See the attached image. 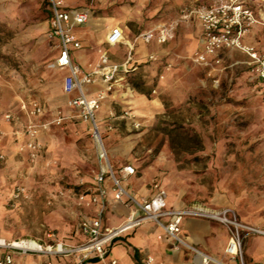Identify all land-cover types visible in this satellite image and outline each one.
<instances>
[{"label":"rangeland","instance_id":"374dc122","mask_svg":"<svg viewBox=\"0 0 264 264\" xmlns=\"http://www.w3.org/2000/svg\"><path fill=\"white\" fill-rule=\"evenodd\" d=\"M169 2L175 7L172 14ZM190 2L79 1L93 18H100L94 33L97 39L102 40L108 27L120 24L126 40L134 43L154 27H176L163 51H153L154 59L146 58L129 79L134 94L154 100L161 110L152 116L142 106L138 113L135 108L109 113L104 128L98 121L104 143L119 175L124 166L137 163L139 172L154 174V187L183 191L191 202L230 205L264 227V88L241 50L220 51L217 58L223 64L219 65L193 61L196 49H184L192 43L185 30L196 38L200 22L185 17L192 10ZM48 10L49 0H0V120L19 124L23 138L10 157L4 152V159L0 158V238L8 243L79 244L77 226L84 215L79 202L91 192L98 167L92 125L79 113L73 116L59 109L55 117L40 121L41 117L31 118L22 109L23 102L31 101L57 109L60 76L50 61L55 43L45 34ZM256 25L261 24L248 31L244 44L255 47L246 39ZM174 42L169 49L167 44ZM219 68L224 73L221 80L214 77ZM32 121L49 123L37 138V156L27 149ZM25 137L28 140L23 143ZM110 150L125 153L134 162L127 157L124 165L115 164ZM47 260L76 264L73 256L28 255L20 261L44 264Z\"/></svg>","mask_w":264,"mask_h":264},{"label":"built area","instance_id":"2783aa9c","mask_svg":"<svg viewBox=\"0 0 264 264\" xmlns=\"http://www.w3.org/2000/svg\"><path fill=\"white\" fill-rule=\"evenodd\" d=\"M51 9L50 38L57 40L58 57L52 64L53 68L67 71L64 79V89L69 95H73L68 105L79 110L80 116L92 125V133L98 148V172L94 178L95 188L87 206L96 205L97 215L90 219H82L79 222V233L85 240L76 245H68L57 241L54 245L41 244L38 249H24L13 247V243L4 240L0 245V264H25L19 260L28 255H46L57 257H76V264H84L90 259H96L100 264H120L118 260L110 258L109 248L112 242L119 236L132 231L145 222L156 223L164 230L175 243L176 247H186L203 258L204 264L210 262L221 264L212 257L202 253L198 249L187 244L181 237V222L184 217H200L215 220L230 232V239L226 247V254L232 259L239 260L240 264H246L244 254V241L250 235H264V230L242 223L233 208L213 209L205 205H195L184 209L170 208L167 203V191L158 187L156 194L151 199H138L122 183L124 178L135 174L136 169L132 165L124 166L121 176L114 170L106 149L104 139L97 120V112L108 94L115 90H133L129 82V71L132 65V51L134 44L129 45L127 60L122 64H114L109 56L104 54L100 62L89 72H84L72 59V53L82 48L75 30L78 26L89 21L88 10H65L62 0H49ZM262 17L257 18V13ZM264 0H209L208 5H201L186 13V18L195 17L203 29L202 48L193 55V61L198 65L213 66L220 64L219 59L210 61V57H217L218 53L225 49H238L250 58L249 65L252 72L261 81L264 88V51H259L253 46L244 44L243 38L255 24L264 26ZM175 25H163L149 29L139 35V39L145 43L157 40L161 44L170 41L175 32ZM110 46L126 44L124 31L113 28L107 37ZM154 55L148 56L153 60ZM99 82L104 84L102 89L94 97H89L86 92L88 85ZM24 109L31 118L43 117L44 109L37 102H23ZM11 114L5 119L10 121ZM60 122L61 117H57ZM57 118L54 121L57 124ZM49 123H34L28 126L29 142L27 149L32 156H37L40 144L37 141L41 132L47 131ZM3 140L0 134V158L4 159ZM110 183L114 193V201L131 208L128 217L117 227H105L104 219L108 206V189L106 183ZM51 236V235H50ZM49 236V237H50ZM30 241V240H21ZM38 264V263H34ZM44 264H53L46 261ZM145 264H155L153 257H148ZM258 264H264L260 262Z\"/></svg>","mask_w":264,"mask_h":264},{"label":"crops","instance_id":"0c3cea01","mask_svg":"<svg viewBox=\"0 0 264 264\" xmlns=\"http://www.w3.org/2000/svg\"><path fill=\"white\" fill-rule=\"evenodd\" d=\"M80 0H65L64 8L65 10H87L82 7L79 3ZM173 1V0H169ZM191 1L189 6L193 9L195 7L204 5L209 0H189ZM173 3V2H172ZM174 4V3H173ZM169 12L172 14L175 7L170 4ZM89 11V10H88ZM47 25L45 26L46 37H50V20H51V9L49 5L48 10ZM89 21L87 24L78 26L75 30L77 37L79 38L82 48L75 50L72 53V59L76 65H78L84 72H89L92 70L101 60L104 54H107L114 64H122L127 60L129 45L134 44V49L132 51V65L129 71V78L135 76L139 72L140 67L147 61L148 56L153 54V51H163V46L166 44H161L157 40L151 43H145L142 40H138L135 43L128 41L130 44H120L117 46H110L107 43V37L113 28L119 27L123 30V25H117L113 27H108L104 32V37L97 39L94 37V33L97 30L99 16L96 18L92 17V13L89 11ZM198 35L196 38L193 34H189V29L185 30L186 37L192 43L189 49L184 48L186 51H191L196 49V51L202 48L203 40V29L200 24H198ZM124 31V30H123ZM52 39V38H51ZM187 39V40H188ZM264 27L262 25H256L251 32V35L246 39L247 43L250 45H255L256 48L264 51ZM55 43V50L50 54V61L54 63L58 57L59 49L58 42L52 39ZM169 45V46H168ZM169 49L175 47L174 43L167 44ZM218 59L217 57H210V61ZM221 61V60H220ZM223 61V60H222ZM52 63V64H53ZM222 62H220L221 64ZM223 64V63H222ZM57 74L60 76L59 84L57 86V109L55 105L50 103H41L44 109V115L39 120L44 121L49 117H55L59 109H63L65 113L76 115L79 110L68 105L69 99L73 95H69L64 89V79L67 76L66 70H61L54 68ZM218 69V68H217ZM224 73L221 72L220 68L215 71L214 77L221 80ZM102 89H104V84L99 82L94 85H88L86 87V92L89 97H94ZM136 95V96H135ZM142 94L136 92L132 94L130 91L125 90H115L108 94L107 98L103 101L100 110L97 112V120L100 122L102 128H104L105 123L108 120V114L117 111L118 109L134 110L138 113L137 109L139 107H145L144 113L148 115H154L161 110V107L154 100H145ZM19 104V101H16ZM150 109V111H148ZM142 110L140 111V113ZM143 114V113H142ZM130 120L127 122L129 125ZM84 125H79L82 129ZM20 128L19 124H8L4 122V119L0 120V134L3 140V151L7 157H10L11 153L16 151L17 146L20 143ZM84 138V137H83ZM28 138L25 137L23 143L27 142ZM46 140V139H45ZM119 150V149H118ZM112 160L115 164H122L127 160L125 153L119 154L117 150H110ZM128 161L134 162L131 157ZM133 164V165H132ZM136 172L134 175L124 178L123 185L138 199H151L157 192L158 186H153L154 174L151 171L145 170V172H139V165L137 163H130ZM98 172V167L95 170L94 178ZM121 176V175H119ZM108 189V206L106 209L104 225L105 227H117L119 226L130 214L131 208L122 203L114 201V193L112 191V186L108 182L106 183ZM95 188V181H93V188L89 194L80 200L79 205L84 209V215L80 219H90L97 215L98 207L96 205L87 206L88 200L92 197ZM167 203L170 208L174 209H184L193 207L195 205H205L213 209L222 208H233L230 205H216L208 204L204 202H191L190 199L183 193V191H173L172 189H167ZM234 209V208H233ZM235 210V209H234ZM236 211V210H235ZM239 220L247 225L259 227L264 230V227L257 226L249 218L241 216L236 211ZM79 221V222H80ZM79 226V223H78ZM77 226V235L81 237L80 243L85 240V237L79 233ZM181 237L182 239L192 247L198 249L202 253L212 257L221 264H240L239 260L232 259L226 254L225 250L230 239V232L221 223L200 217H184L181 222ZM2 239V238H0ZM4 240V239H3ZM6 240V239H5ZM77 244V243H76ZM71 243L70 245H76ZM110 258L116 259L120 264H145L148 257H153L155 264H204L203 258L198 253L186 248V247H176V243L161 229L156 223L147 221L142 226L129 231L118 238H116L110 248ZM244 254L246 264H258L260 262L264 263V235H250L244 241ZM21 260V259H20ZM19 260V261H20ZM21 262V261H20ZM86 264H100L96 259H90ZM209 264H218L210 262Z\"/></svg>","mask_w":264,"mask_h":264},{"label":"bare ground","instance_id":"6f19581e","mask_svg":"<svg viewBox=\"0 0 264 264\" xmlns=\"http://www.w3.org/2000/svg\"><path fill=\"white\" fill-rule=\"evenodd\" d=\"M264 16V14H263ZM4 240L0 239V245H3ZM13 247L16 248H24V249H38V243L33 240L30 241H14L12 244Z\"/></svg>","mask_w":264,"mask_h":264},{"label":"trees","instance_id":"16d2710c","mask_svg":"<svg viewBox=\"0 0 264 264\" xmlns=\"http://www.w3.org/2000/svg\"><path fill=\"white\" fill-rule=\"evenodd\" d=\"M130 79V78H129Z\"/></svg>","mask_w":264,"mask_h":264}]
</instances>
